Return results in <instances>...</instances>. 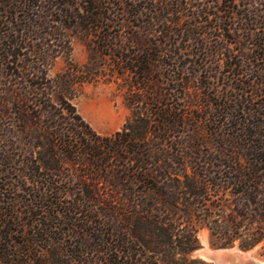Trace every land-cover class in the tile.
Returning a JSON list of instances; mask_svg holds the SVG:
<instances>
[{
    "label": "trees",
    "instance_id": "1",
    "mask_svg": "<svg viewBox=\"0 0 264 264\" xmlns=\"http://www.w3.org/2000/svg\"><path fill=\"white\" fill-rule=\"evenodd\" d=\"M220 1L219 28L251 32L253 1ZM187 5L0 0V264H207L190 256L198 223L213 246L261 245L264 255V38L255 50L223 38L219 84L202 81ZM69 28L85 32L89 57L58 80L124 85L130 116L110 135L64 96L52 100L48 69L69 54ZM16 121L21 138L42 144L39 159ZM15 181L39 187L42 220L24 224Z\"/></svg>",
    "mask_w": 264,
    "mask_h": 264
},
{
    "label": "rangeland",
    "instance_id": "2",
    "mask_svg": "<svg viewBox=\"0 0 264 264\" xmlns=\"http://www.w3.org/2000/svg\"><path fill=\"white\" fill-rule=\"evenodd\" d=\"M252 1L254 5L252 4L250 11H253L252 14L255 15L254 17L256 19L248 25L245 23L246 28L251 29V32L243 29L242 27H245L243 24H240V26L235 24L233 27L242 28L235 32L233 27L230 30L219 28L223 26L219 22V15L223 11V5L220 0H187L188 13L186 12V14H189L188 17L191 23L195 24L192 29L193 32H196V38L203 42V48L194 47L192 50L198 54L201 67L205 66L208 69V71L202 70V75L206 76H202L204 78L200 77L201 80L203 79L202 81L210 82L214 85L216 83L219 84L220 78L218 77H222L223 75L222 71H220L223 65L218 72L214 70L216 64H219L218 61L216 62L215 45L219 46L222 44L223 38L227 39L228 42L238 40L240 44L245 43L252 50H255V44L260 41V38H264V5L260 3L261 0ZM193 14L194 17H192ZM187 18L186 16H182L181 22ZM65 33L70 40V52L68 55H60L52 59L48 69L49 77L54 80V90L51 95L53 102L61 103L60 97L64 96L75 106L77 113L82 119L99 135H110L120 130L130 116V107L124 97V85L116 82H97L76 84L68 88L58 80V75L66 68L68 63L72 62L80 66L86 63L89 57L87 46L88 38L85 32L80 28H69L66 29ZM186 34H181V38L185 39ZM239 46L232 44L234 49H238ZM65 118L68 117L60 116L56 119L58 123H65L64 127H71V123L67 122ZM70 118L77 127L81 125L77 119L72 116ZM15 129L17 135H19L18 121L15 123ZM79 129L85 130L84 127ZM19 137L21 138L20 135ZM21 139L25 143L26 141H36V146L33 148L34 156L37 159L42 156V144L39 145V141L34 138L29 139L25 136H22ZM40 141H42L41 138ZM39 164L42 166L41 162ZM0 169H2L1 164ZM40 171H42V167ZM66 172L62 175L65 176L67 174ZM15 184L13 186L11 185L13 190L11 197L14 199V208L21 216V219L24 220V224L29 223L30 220L33 222L36 213L38 214L36 217L42 220V198L35 196L39 187L31 183L22 185L16 181ZM26 211H30L31 214H26ZM196 225L198 226L197 234L200 245L191 252V257L199 258L207 264H255L256 262H264L261 245L249 250H242L237 245L231 247L213 246L210 242L209 229L199 223ZM30 228L34 229L29 225L23 227L26 231H29ZM16 236L18 235L14 237ZM201 253H206L208 257H204Z\"/></svg>",
    "mask_w": 264,
    "mask_h": 264
},
{
    "label": "water",
    "instance_id": "3",
    "mask_svg": "<svg viewBox=\"0 0 264 264\" xmlns=\"http://www.w3.org/2000/svg\"><path fill=\"white\" fill-rule=\"evenodd\" d=\"M204 257H208L206 253H201ZM255 264H264V262H256Z\"/></svg>",
    "mask_w": 264,
    "mask_h": 264
}]
</instances>
